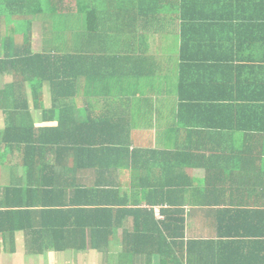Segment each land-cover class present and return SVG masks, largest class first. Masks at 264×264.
<instances>
[{
    "label": "trees",
    "instance_id": "obj_1",
    "mask_svg": "<svg viewBox=\"0 0 264 264\" xmlns=\"http://www.w3.org/2000/svg\"><path fill=\"white\" fill-rule=\"evenodd\" d=\"M215 8L226 10L225 15H205ZM166 10L168 15L161 16ZM177 17L179 126L192 130L188 136L200 130L211 141L234 138L220 165L232 171L256 166L261 175L255 179L264 181V0H0V109L5 117L0 147L21 155L26 176L25 183L0 189V245L5 251L15 253L17 234L23 233L33 255L96 252L107 262L116 249V264H264V208L229 204L215 210L219 240L186 241L189 216L178 199L188 200L191 179L184 167L203 146L188 144L178 152L135 148L130 127L102 118V112H87L89 107L130 103L125 97L99 96L106 84L110 90H131L144 77L156 76L151 56L144 54L147 40ZM45 24L53 33L52 46L36 53L33 35ZM218 25L222 33L214 34L222 47L207 37V29ZM209 59L226 63H201ZM108 60L115 64L104 69L100 63ZM45 88L58 109L50 114L56 124L25 123L30 96L43 101ZM81 89L88 107L81 114L89 120L78 123ZM156 166L180 175L158 183L148 177L152 189L161 187L146 193L152 208H144V175H152ZM119 167L132 172L131 183L113 175ZM236 194L213 193L225 195L226 202ZM155 197L159 201L153 202ZM166 205L162 218L156 216L153 207ZM193 247L200 260L189 258ZM211 254L215 260L205 261Z\"/></svg>",
    "mask_w": 264,
    "mask_h": 264
},
{
    "label": "crops",
    "instance_id": "obj_2",
    "mask_svg": "<svg viewBox=\"0 0 264 264\" xmlns=\"http://www.w3.org/2000/svg\"><path fill=\"white\" fill-rule=\"evenodd\" d=\"M173 11V10H172ZM175 11V9H174ZM226 10L222 8H215V10H207L205 15L207 17L220 18L225 15ZM245 13V10H243ZM169 10L161 13V16L165 17L168 15ZM173 14H175L173 12ZM172 16L174 17V15ZM235 15H241V13L236 10ZM248 14H255L252 10L248 11ZM176 16V15H175ZM175 20V18H174ZM180 18L177 17L172 24H169L164 31L156 32V37H151L147 40V45L145 46L146 51L145 56H151L150 65L153 66V71L156 72V76L151 78H145L144 82H140L138 86L128 89L127 87H116L110 90L109 84H106L107 89L100 92L99 96L111 97L113 98H124L129 100V102L124 103V105H106L102 109H91L86 107L84 104V99L86 97L85 92L81 89L78 92L76 98V115L75 120L80 122H87L89 120L88 115H82L87 108V112H102L105 114L102 118L106 117L110 121L119 122L122 126L130 127L132 131L131 142L135 148H143L144 150H156L162 151H172L178 152L183 146L188 144H199L203 146L194 150L193 161H189V165L184 167L186 174L190 177V185L186 186L188 189L186 191L189 193L188 200L180 197L178 199L179 206L183 207L188 211V230L186 241L195 240L199 242H206L210 240H219L217 234L218 216L215 210L223 209L231 204L238 208H264V197L260 194L264 192V181H257L261 175V170L258 167H252L250 170H237L232 171L226 166H221L226 158L224 156L228 155V144L233 143L234 138L228 136L219 137L211 141L209 138V133L199 130L195 136H188L190 130H187L179 126L178 122V112H179V66H180V47H181V26ZM222 24V19L215 21ZM219 25L207 29L208 39L211 41L215 40V46L222 47L223 44L220 42V36L216 37V33L221 34L222 30L219 29ZM234 30H240L234 29ZM5 31H2V33ZM33 45L34 51L36 53H41L52 46L53 33L48 31L47 25H41L35 29L33 35ZM212 38V39H211ZM207 46L211 44L207 40ZM224 46H227V42H224ZM125 49L120 50L121 54H125ZM122 62V60H120ZM123 61H125L123 59ZM204 61V60H203ZM204 61L202 64H223L225 61L209 62ZM115 64L114 60H108L100 63L104 66V69H108V65ZM156 63V64H155ZM226 63V62H225ZM99 66L98 64H94ZM155 65L161 67V71L154 70ZM115 89V90H114ZM43 92L44 100L37 101L34 99L29 100L28 109L24 112H29L28 117L25 119V123L41 126H51L56 124V119L53 121L50 118V114L58 109L53 104L51 90L45 88ZM222 93V92H221ZM3 106V105H2ZM96 110V111H95ZM2 108L0 109V128L3 130L5 126V117ZM86 112V113H87ZM45 115V116H44ZM92 118V117H91ZM94 120H100V118H92ZM115 122V123H116ZM190 127V126H188ZM213 146H218L216 151H213ZM205 154V156H202ZM254 154L252 155V160L254 159ZM170 161V160H167ZM171 162V161H170ZM173 162V161H172ZM21 155L18 153H5L4 148L0 147V189L3 187L11 186L12 184L25 183V170L21 165ZM258 165V164H257ZM173 171V173H168ZM113 175L120 176L125 183H131L132 172L127 168H120ZM151 174L147 173L144 175V183L147 184V189H144V208H152L151 203L146 201V193L155 192L159 187H150V181L148 177H155V181L163 177H176L180 174L176 172V169L168 168L163 171L159 167H155V172ZM264 176V174H263ZM184 187V186H182ZM128 188V187H126ZM175 188V187H174ZM185 188V187H184ZM129 189V188H128ZM167 190V189H164ZM129 191H134L130 190ZM171 191H180L179 189H171ZM143 192V191H141ZM206 192L208 196H202L200 193ZM223 193L230 194L231 192H238V194L233 195L231 199L233 202H226V196H217L213 193ZM212 194V195H211ZM235 196V197H234ZM154 201H159V197L153 198ZM231 206V207H232ZM168 206H155L156 216L160 213V210L167 208ZM213 210V211H212ZM16 249L18 248V243L22 241L24 243L25 236L23 233H18L16 238ZM1 241V239H0ZM25 245V243H24ZM4 246L0 245V256L4 254ZM116 249H112L111 253L108 255L107 264L111 260V256L114 258L117 254ZM17 252V250H16ZM7 251L8 254L14 255ZM69 252L70 255L75 257L82 256V253H73L72 251L65 252H49L51 253L52 259L58 258L60 255H64ZM48 254V253H45ZM60 254V255H57ZM88 255H94L97 257L102 256L100 253L90 252ZM42 255H34L37 257H42ZM65 256V255H64ZM67 256V255H66ZM200 255L198 254L197 248L193 247L189 258L193 261L200 260ZM205 261H214L215 258L211 255L204 258ZM75 261V259H74ZM77 261V260H76ZM75 261V262H76ZM59 262V259H57ZM53 260V264H59ZM112 262V264H113ZM76 264V263H75Z\"/></svg>",
    "mask_w": 264,
    "mask_h": 264
},
{
    "label": "rangeland",
    "instance_id": "obj_3",
    "mask_svg": "<svg viewBox=\"0 0 264 264\" xmlns=\"http://www.w3.org/2000/svg\"><path fill=\"white\" fill-rule=\"evenodd\" d=\"M24 243L22 241L18 243L17 252L14 255L8 254L7 251L9 250L5 251L3 249L4 254L0 256V264H53V260L57 262V259H59V262H57L59 264H107L103 257L88 255L87 253H82V256L75 257L66 252L65 256L57 254L60 257L52 259L51 253L48 252V254L42 255V257H37L27 251ZM74 259L77 261L75 262ZM112 261L113 259L111 258L109 264H112Z\"/></svg>",
    "mask_w": 264,
    "mask_h": 264
},
{
    "label": "built area",
    "instance_id": "obj_4",
    "mask_svg": "<svg viewBox=\"0 0 264 264\" xmlns=\"http://www.w3.org/2000/svg\"><path fill=\"white\" fill-rule=\"evenodd\" d=\"M159 218H162L161 216H160V214L158 213V215H157Z\"/></svg>",
    "mask_w": 264,
    "mask_h": 264
}]
</instances>
